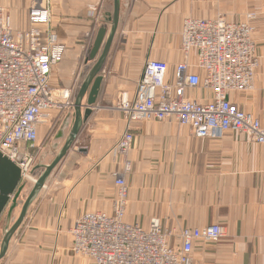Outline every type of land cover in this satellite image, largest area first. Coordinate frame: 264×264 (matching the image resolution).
<instances>
[{"label": "crops", "instance_id": "1", "mask_svg": "<svg viewBox=\"0 0 264 264\" xmlns=\"http://www.w3.org/2000/svg\"><path fill=\"white\" fill-rule=\"evenodd\" d=\"M117 30L103 65V82L91 115L81 126L71 148L53 169L24 221L10 241L0 264L82 263L71 252L70 231L85 213L111 215L117 192L115 179L127 186L124 221L148 229L160 221L170 232L169 244L178 243L182 229L220 225L217 243H194L191 264H264V148L239 138L235 132L215 138H196L191 129L175 122L132 123L127 126L118 111V96L134 94L146 59L165 62L172 82L175 65L184 60L180 31L185 18L229 23L246 21L248 13L258 67L254 88L231 93L229 100L264 126V0H119ZM9 10L14 31L25 30L30 0H0ZM50 30L66 47L61 63L53 68L54 87L78 90L96 60L89 54L98 31L110 30L113 0H49ZM190 54L188 63L194 64ZM191 72L203 77L192 68ZM198 103L212 94L198 88L186 92ZM87 95L83 99L86 104ZM51 118L38 127L39 151L32 165L39 177L56 153L51 143L67 116ZM128 132L130 143L123 139ZM129 163L130 171L124 173ZM23 201L24 199L21 198ZM13 212L15 220L20 212ZM6 214L0 220V242L6 231Z\"/></svg>", "mask_w": 264, "mask_h": 264}, {"label": "built area", "instance_id": "2", "mask_svg": "<svg viewBox=\"0 0 264 264\" xmlns=\"http://www.w3.org/2000/svg\"><path fill=\"white\" fill-rule=\"evenodd\" d=\"M229 23L185 18L180 31L184 60L175 65L173 79H166L165 62L146 59L134 94L118 96L117 109L132 123L175 122L186 126L196 138H215L235 132L239 138L264 148V126L229 100L231 93L254 88L258 67L251 21ZM25 30L14 31L9 10L0 5V155L15 163L22 179L31 177L39 151L38 127L52 113L73 110L75 87L59 88L51 83L52 71L62 62L66 47L50 30L49 0H30ZM194 53V64L188 57ZM195 68L203 77L190 71ZM203 88L212 98L198 103L186 92ZM130 143L132 136H123ZM130 171L129 163L124 173ZM117 192L111 215L85 213L70 231L71 252L82 263L93 264H191L194 243H217L223 237L220 225L182 229L178 243L169 244L170 232L160 221L150 220L148 229L124 221L127 186L123 176L115 179Z\"/></svg>", "mask_w": 264, "mask_h": 264}, {"label": "water", "instance_id": "3", "mask_svg": "<svg viewBox=\"0 0 264 264\" xmlns=\"http://www.w3.org/2000/svg\"><path fill=\"white\" fill-rule=\"evenodd\" d=\"M119 15V0H113V11L108 19L110 30L99 55V49L106 30L101 29L98 31L89 54V59L96 61L78 90L74 102L73 118H70V116L66 117L62 127L51 143V149L56 153V157L49 165L43 166V173L35 180L32 189L23 201L21 197L26 184L23 182L21 171L15 163L5 156L0 155V220L6 214V220L8 221L6 231L0 242V261L5 257L11 239L24 221L29 206L37 197L53 169L65 157L78 135L81 126L91 115V108L96 103L103 82L101 71L118 27ZM86 95V104L83 105L82 101ZM30 174H33V170H31ZM18 205H21L19 215L13 220V212Z\"/></svg>", "mask_w": 264, "mask_h": 264}, {"label": "rangeland", "instance_id": "4", "mask_svg": "<svg viewBox=\"0 0 264 264\" xmlns=\"http://www.w3.org/2000/svg\"><path fill=\"white\" fill-rule=\"evenodd\" d=\"M31 178L34 179V180H36V179H38L39 177L36 178V176H34V175L32 174V175H31ZM23 182H24L26 185H25V188H24V190H23V192H22V197H21V198L24 199V198L28 195V193L30 192V190L32 189L34 183L31 182V181H28V180H26V179L23 180Z\"/></svg>", "mask_w": 264, "mask_h": 264}, {"label": "bare ground", "instance_id": "5", "mask_svg": "<svg viewBox=\"0 0 264 264\" xmlns=\"http://www.w3.org/2000/svg\"><path fill=\"white\" fill-rule=\"evenodd\" d=\"M26 180H28V181H31V182H35V180L34 179H32L31 177H27V179Z\"/></svg>", "mask_w": 264, "mask_h": 264}]
</instances>
